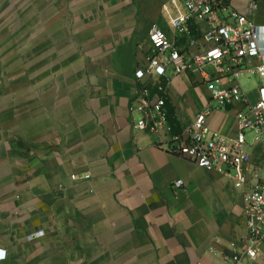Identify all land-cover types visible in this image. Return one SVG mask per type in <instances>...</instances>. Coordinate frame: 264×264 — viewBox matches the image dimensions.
Wrapping results in <instances>:
<instances>
[{
	"label": "crops",
	"instance_id": "0c3cea01",
	"mask_svg": "<svg viewBox=\"0 0 264 264\" xmlns=\"http://www.w3.org/2000/svg\"><path fill=\"white\" fill-rule=\"evenodd\" d=\"M224 1L260 28L264 52V0ZM165 7L179 11L170 0H0V264H233L243 250L244 188L169 148L205 109L212 133L235 137L248 106L220 107L214 82L169 72L167 127L137 128L144 91L162 96L161 79L135 77L150 29L178 48L197 36L174 33ZM235 84L258 101L255 77L228 73L217 87ZM244 133L260 160L264 145ZM240 264H264V244Z\"/></svg>",
	"mask_w": 264,
	"mask_h": 264
},
{
	"label": "built area",
	"instance_id": "2783aa9c",
	"mask_svg": "<svg viewBox=\"0 0 264 264\" xmlns=\"http://www.w3.org/2000/svg\"><path fill=\"white\" fill-rule=\"evenodd\" d=\"M178 9L172 15L165 7L171 30L180 37H187L193 28L196 37H187L186 46L178 48L169 36L153 25L148 33L150 53L144 68L135 72L136 79L142 81L155 75L160 81L154 85L162 96H150L144 91L137 103L140 112L137 128L157 132L167 127L168 117L164 112L165 82L168 73L177 76L187 72L200 75L204 82H214L212 98L220 107L242 103L248 106V113L237 114L238 132L227 138L212 133L205 124L208 109L199 112L193 123L182 133L172 138L170 153L184 157L207 171H215L231 176L244 188L243 214L246 238L241 252L228 256L233 264L245 260L255 261L260 245L264 244V150L258 161H253L248 152L245 131L254 133L253 145H264V52L260 48V28L248 14H238L227 10L224 0H170ZM257 8L255 3L250 11ZM214 70L211 76L206 70ZM231 73L255 77L260 81L258 101L250 104L239 84L230 88H220L223 78ZM72 179H76L73 175ZM85 179L89 176L85 175ZM179 180L175 184L182 185ZM6 256L0 251V259Z\"/></svg>",
	"mask_w": 264,
	"mask_h": 264
},
{
	"label": "rangeland",
	"instance_id": "374dc122",
	"mask_svg": "<svg viewBox=\"0 0 264 264\" xmlns=\"http://www.w3.org/2000/svg\"><path fill=\"white\" fill-rule=\"evenodd\" d=\"M239 81H240V84H241L242 86H245V87H247V86H248V84H247L246 80H245V79H243L242 77L239 79Z\"/></svg>",
	"mask_w": 264,
	"mask_h": 264
}]
</instances>
